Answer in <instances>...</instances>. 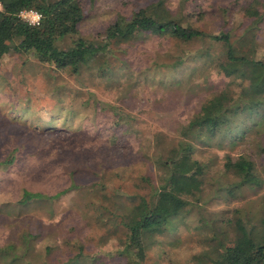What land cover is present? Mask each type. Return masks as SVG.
Returning a JSON list of instances; mask_svg holds the SVG:
<instances>
[{
	"label": "rangeland",
	"instance_id": "1",
	"mask_svg": "<svg viewBox=\"0 0 264 264\" xmlns=\"http://www.w3.org/2000/svg\"><path fill=\"white\" fill-rule=\"evenodd\" d=\"M157 1L172 17L207 33L227 32L231 40L238 39L250 22L245 9H256L262 21L255 39L264 44V0H81L84 17L79 34L99 42L116 17L127 20L136 10ZM109 49L113 72L103 76L84 70L79 76H71L13 51L0 59V160H12L0 165V246L19 245L18 236L26 230L31 235L37 233L25 253L36 264L68 258H72L70 264H117L112 252L119 244L114 238L124 241L126 230L122 225H103L96 210L98 205H107L106 210L113 212L116 204L102 202L97 189L84 184L98 181L105 189L112 185L129 194L148 190L144 182L139 189L134 187L141 175L155 176L146 161L141 162L140 154L149 155L156 134L173 136L177 121L185 118L204 94L160 87L161 77L169 82L182 72L163 69L158 75L156 67L167 66L180 55L205 52L210 57L195 61L206 66L201 73L196 70L191 81L198 83L205 75L220 78L211 68L221 56V45L204 37L179 41L167 35L142 34ZM111 105L130 120L132 128L114 141L109 128L111 113L101 108ZM245 146L242 139L200 148L208 151L206 154L212 151L236 156L251 152ZM103 155H111L114 164L109 165ZM251 157L257 167L260 160L264 167V156L259 160L251 152ZM79 162L91 165L96 174L58 198L27 207L16 204L24 189L52 195L68 188L67 166L81 168ZM220 164L218 160L216 166ZM260 174L264 178V171ZM219 188L218 181L209 180L200 199L188 206L182 219L173 220L154 235L139 264H193L197 255H212L216 241L230 236L225 224L232 219L233 210H238L246 228L257 226L259 217L264 216V185L232 195ZM45 244L52 248L49 253L44 252ZM77 253L81 257L75 259ZM0 264H6L5 259L0 258Z\"/></svg>",
	"mask_w": 264,
	"mask_h": 264
},
{
	"label": "trees",
	"instance_id": "2",
	"mask_svg": "<svg viewBox=\"0 0 264 264\" xmlns=\"http://www.w3.org/2000/svg\"><path fill=\"white\" fill-rule=\"evenodd\" d=\"M262 7L264 9V3ZM23 10L37 12L38 23L30 25L20 18L19 13ZM245 14L250 22L238 39L231 40L227 32L207 33L188 21L172 17L162 2L157 1L136 10L127 20L116 17L106 26L98 42L79 34L78 26L84 17L81 0H0V59L9 51L27 54L40 64L71 76H79L83 70L94 76L113 72L109 46L116 47L142 34L167 35L179 41L204 37L221 45V56L211 68L219 79L205 75L198 83L191 81L195 71L201 73L202 67L206 66L195 61L210 57L205 52L195 56L180 55L167 66L156 67L158 75L163 69L182 72L169 82H163L161 77L160 87L184 88L185 93L197 91L196 96L200 91L204 94L189 114L177 121L173 136L156 134L149 155L140 154L141 162L146 161L155 176L141 175L140 182L134 187L139 189L144 182L148 190L144 194L136 191L129 194L112 185L105 189L98 181L84 184L86 188L97 189L102 202L116 204L113 212L106 210L107 205H98L96 210H99L98 220L103 225H122L126 230L124 241L114 238L119 244L112 252L117 257V264L142 262L154 235L163 232L173 220L182 219L188 206L200 199L209 180L218 181L219 190H224L227 195L264 185L260 174L264 171L260 162V157L264 156V44L255 39L262 15L256 9H245ZM210 62L213 63V58ZM202 83L204 90L200 88ZM101 108L111 113V141L122 139L121 135L132 129L130 120H125L114 105ZM125 138H128L126 134ZM242 139L246 140L245 148H250L252 154L259 157L258 167L250 151L232 156L226 152L217 155L209 151L206 154L208 151L200 148L232 144ZM103 159L109 165L114 164L111 155H103ZM218 160H221L219 167L216 166ZM11 161V158L2 159L0 165ZM72 164L76 162L72 161ZM78 164L81 167L82 163ZM74 165L67 166L68 188L52 195L24 189L16 204L27 207L34 202L58 198L97 172L89 164H82L81 168ZM233 211L232 219L225 224L230 236L227 234L216 241L212 255L195 256L193 264H264V216L259 217L257 226L246 228L238 210ZM103 214L106 216L101 217ZM36 235H31L29 230L20 233L19 245L0 246V258L5 259L6 264H36L25 257ZM51 249L50 245H44L45 253ZM79 257L81 255L77 253L74 258ZM71 259L62 262L55 259L42 264H70Z\"/></svg>",
	"mask_w": 264,
	"mask_h": 264
},
{
	"label": "built area",
	"instance_id": "3",
	"mask_svg": "<svg viewBox=\"0 0 264 264\" xmlns=\"http://www.w3.org/2000/svg\"><path fill=\"white\" fill-rule=\"evenodd\" d=\"M19 16L30 25L37 24L39 20V14L33 10H23L19 13Z\"/></svg>",
	"mask_w": 264,
	"mask_h": 264
}]
</instances>
